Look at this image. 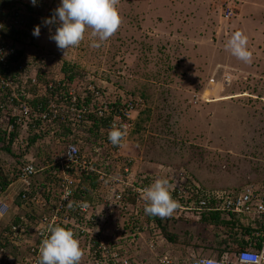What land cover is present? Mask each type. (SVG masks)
<instances>
[{"label": "rangeland", "instance_id": "374dc122", "mask_svg": "<svg viewBox=\"0 0 264 264\" xmlns=\"http://www.w3.org/2000/svg\"><path fill=\"white\" fill-rule=\"evenodd\" d=\"M250 2H259L260 7L264 6V0H250ZM250 2L246 0H119L117 7L122 17V24L112 37L107 41L100 42V47L92 46L94 41H99L98 38L91 36V29L89 28L86 29L85 38L80 45L70 48L64 56V53L57 48L56 43L49 39V28L51 27V32L54 34L56 26H45L42 22L40 23L41 34L35 38V45L28 49L27 54L35 52L46 56L45 63L37 68L38 70L36 69L38 74L42 75L38 76L42 77L45 82H47L46 76H48V82L53 81V83L62 78L60 69L62 64L66 62L72 66L74 65L80 73L75 77L77 82L75 90L77 92H81L83 87L86 88V86L92 85L108 95L109 101L139 97L141 86L149 81L151 74L155 72H159V74L157 73V80L149 84L150 89L155 90V92H159L164 88L169 90L172 87H179L175 85L176 80L188 88L193 84L187 82V78L192 79L191 73L198 70L207 76V81L200 95L204 93V97L207 99L205 102L208 103L219 97L245 92L241 91L242 87L240 85L243 82L241 79H245L235 75V71L230 69V66H249L252 62H242L233 56L227 48L222 51L221 43H224L225 39L233 34L230 24L253 23L252 21L264 20V9L254 12ZM2 3L3 0H0V5H3ZM17 3L21 7L24 19L39 15H43V18H49L53 10L59 6L60 0L52 1L50 6L45 5L44 0H37L35 6L32 5L31 0H17ZM227 7L231 10L228 18H226ZM8 10L7 6L0 7V20H2V14H6ZM251 31L249 32L253 35ZM262 43H264V40H262ZM262 48L264 51L263 46ZM227 63L231 65L228 64V66ZM33 75L29 67L27 77H33ZM179 75L183 76L180 77ZM226 75L231 76V84L228 86L223 84ZM168 82L172 84L168 85ZM196 95L197 93H192L191 105L196 104L193 101V97ZM30 96L29 100L33 99V94ZM153 105L157 107L160 103L154 101ZM5 106L6 109L2 113L7 114V116L11 115L14 106L9 104ZM139 107H142V105ZM214 110L217 113V120L220 121V107L214 108ZM234 116L241 119L240 113H236ZM137 117L136 113L132 114L134 119L132 126L120 149V155L123 158L130 159L133 166L138 165L139 159L136 155L131 154V150L138 152L140 146L137 142L141 140L140 134L142 132V128L137 125ZM178 117V114H174L171 123H168L171 127L168 128L170 132L166 129V123L169 119L166 120L165 124H162V136L166 138L161 142V147H154L150 151L147 150V147H144L145 152L148 151V154L154 160L162 161L163 157L166 162L173 163L176 161L174 164L184 167L189 172L192 171L197 180L204 186L218 190H239L248 186L252 181L264 178L261 177L264 176V171L260 169L261 166L247 165L240 157L218 155L211 152L208 147L206 160L203 155L189 156L191 152L196 153L197 150L194 147H199L200 142H205V147L212 146L214 150L231 148L235 153L236 147L244 142L239 139L238 135L248 136L253 134L256 130L255 123L250 122L239 125L234 117L232 121L230 120V123L226 121L221 125L219 123L213 124L210 129V126H208L210 123L207 120V123L204 122L207 126V133L204 134L205 140H197L193 143L190 136L194 134L202 137L203 126L198 125L197 122L192 123V118L188 113L183 112ZM201 117L202 120L200 121L203 123L204 115H201ZM177 119L180 126L175 129ZM246 119L249 121L248 117ZM0 120L6 121L7 119L0 118ZM49 127L42 126L39 131L27 134L31 137L36 134L41 136L45 131L48 132ZM23 132L24 128H21V133ZM48 133L50 143L48 139H40V142L34 146L31 152L27 151L25 154L24 148L26 145L24 144L20 150L15 151V153L21 154L18 158L9 156L1 158L0 171L8 180H11V185L17 180V173L24 158L27 156L34 157L36 152L43 149V147H45L52 162L63 157L64 142L62 139L55 138L53 132ZM222 133H224L223 137L225 136L228 140L226 138L219 140ZM77 135H79V149L83 151L81 155L96 163H101L103 161L101 158L107 157L106 162L109 161L108 163L112 164V161L109 160L110 146L103 132L93 131L90 134L83 130ZM21 137L24 139L25 134ZM188 143H191V145ZM95 149L97 152L94 151ZM252 170L255 172H252ZM132 173L135 175L140 174L136 167H134ZM177 175L176 173L172 177H179ZM159 176L164 177L165 175ZM170 177L171 175H168L164 178L170 179ZM18 184L17 182L9 187L18 189L21 186L20 184L18 186ZM193 218L196 219V224H200V222H197L200 219L199 214H195ZM220 218L222 221H231L227 215H221ZM244 218L248 220L252 217L239 215L233 221L238 224L241 220V224L244 226ZM212 223L211 221L207 222L205 230L201 232V237L196 238L198 240L197 244L206 243L212 233H226L224 226L212 225L213 227H209ZM194 226L197 229L198 225ZM107 228L108 226L104 225L102 231L104 238L109 233V231L106 232ZM241 230H243L242 226L239 228L231 226L230 229L236 234L235 236H242L243 231ZM78 240L82 251H84V248L86 251L87 246L84 240L81 238H78ZM181 242L182 244H188L189 238ZM165 245L166 242H164ZM182 250L191 257L189 247L182 249L177 246L175 248L170 246L166 251L171 255L167 254L168 256L178 261L180 258L177 256L181 255ZM145 254V249H142L139 257ZM88 259V253L85 252L80 263L89 264Z\"/></svg>", "mask_w": 264, "mask_h": 264}, {"label": "built area", "instance_id": "2783aa9c", "mask_svg": "<svg viewBox=\"0 0 264 264\" xmlns=\"http://www.w3.org/2000/svg\"><path fill=\"white\" fill-rule=\"evenodd\" d=\"M51 2L52 0H44L45 5ZM227 10L226 18L231 14L229 7H227ZM12 29H16L18 32L23 29L19 13L15 9L8 15L7 22L3 23L0 21V91H5V94L8 95L4 100L0 97V108L3 109L6 104L14 106L11 112L13 120L8 118L10 121V125L7 128L8 134L18 125L29 132L39 131L42 126L48 128L52 119L57 116L63 117V119L68 117L71 124L74 122L79 124L85 115L94 113L97 118L103 121V126L96 131L103 132L107 138L110 146L109 160L112 161V164L110 165L109 161L106 162L107 157H103L101 158L103 161L99 165L104 170H96L93 167L96 162L81 155L79 146L72 140H62L65 148L63 158L57 159L53 163L46 161L44 166L37 167L36 155L39 151L36 152L34 157H25L24 159L27 163L19 168L16 182L22 185V191L18 195L22 202L21 205L38 207L40 210L37 226L34 227L36 242L30 243L28 238V230L29 227L34 226L33 223L22 217L20 223L11 225L4 234L5 244L1 242L0 264H11L6 257L7 253L6 249H4L6 244L26 250V257L21 264H37L41 241L49 235V228L54 225H60L71 230L72 228L78 229L81 235L89 237V241L87 240L89 247H86V253L90 255L89 264H196L197 260L209 258L191 256L188 259L176 261L164 252L162 253V243L163 241L166 242V240L157 231L156 224L148 220L145 208H141L139 204L135 207V211H130L129 207L126 208L129 212L124 217L123 227L107 234L105 238L103 237V233L98 230L101 227L104 229L107 218L104 217L105 215L103 216L99 209L101 201L106 203L109 199L115 207L122 200V192L133 187V182L137 176L132 173L134 169L133 163H131L130 159L123 158L120 155V149L132 126L134 120L132 114L138 113L139 101L131 97L124 100L117 99L120 100V106L117 107V100L109 101L108 95H105L97 87L88 85L86 88L83 87L81 92H77L75 89L67 91L70 97L67 105L58 106L52 99L48 104L49 112H41L40 108L33 109L29 104L31 94L21 99L18 89H25L29 84L33 86L37 84V76L42 75L38 74L36 69L40 68L47 58L45 55L36 54L35 52L27 54L28 49L31 47V39L29 37L17 35L15 40L6 37L5 33ZM20 52L22 53L21 56L16 61L13 60V57H16ZM29 67L34 74L33 77H27ZM60 79L62 80V78ZM54 84L53 81L44 82L45 90L46 88L51 89ZM223 84L226 86L230 85L231 76L226 75ZM204 96V93L200 96H194V103L199 99L207 101ZM86 97L91 99L90 106H82L81 109H77L75 104L78 98L84 101ZM32 98L34 99L35 97ZM13 103H18V105H12ZM92 106H96V108L92 109ZM39 122L41 123L40 127L37 124ZM84 123L91 126L89 121ZM113 123L118 126L121 124L127 126V134L120 146H114L108 140V130ZM79 132L77 131V133ZM24 144L26 145V141L18 139L15 140L13 147H22ZM94 151L97 152L96 149ZM45 152L47 153L46 149ZM51 164L56 166V169L51 173L53 181L56 182L51 184V193L57 194V200H52L49 205H45L44 199L34 194L31 179L46 167H51ZM91 173L98 174V201L94 203L93 207H90L89 204L79 200L77 204L82 207H80L79 212L73 214L67 204L70 203L78 188L80 177L83 174ZM145 177H150L154 183L153 177L147 175ZM168 180L171 185V196L180 205L174 212L176 219L182 218L185 213L229 216L254 215L257 218L258 228L253 229L256 231L253 232L254 235L251 233L249 237L246 234L245 239L247 240L244 249L224 253L220 259H216L219 264H239V256L242 252L264 250V182L261 185H248L239 190H206L194 179L186 175ZM140 189L143 188H135V192L144 201V198L141 197ZM8 212L9 206L0 195V218L4 217ZM83 216L88 222L93 223L94 227L92 229H88L87 224L86 226L79 224L83 221L81 218ZM258 230L261 231V242H259L260 234ZM76 238H80L79 234H76ZM142 245L144 246L142 247ZM142 249H145L146 254L139 257Z\"/></svg>", "mask_w": 264, "mask_h": 264}, {"label": "crops", "instance_id": "0c3cea01", "mask_svg": "<svg viewBox=\"0 0 264 264\" xmlns=\"http://www.w3.org/2000/svg\"><path fill=\"white\" fill-rule=\"evenodd\" d=\"M246 1L250 2V0H246ZM250 4L254 12H256L257 10L261 11L264 9V6L260 7L261 4L259 2L257 3L250 2ZM252 22L253 23H232L230 24V27H232L231 29L233 33H235L236 31H241L245 36H247L248 38L247 48L249 51L252 52V61H251L252 63L250 65L248 64L249 66H242V65L234 66V65H231L230 63H227V65L229 64L232 67H234L232 68L230 66V69H233L235 71V75L241 76L243 79H245V80L241 79V81L243 82L242 84H240L242 87L241 91H245V92L243 93L240 92L238 94H232V95H226L223 97H219V98L209 101L208 103L207 102L203 103L199 101L195 105H191L192 100L190 99L189 100L178 99L176 100V104L178 108H180L184 113L186 114L188 113V115L192 118V123L197 122L198 125L203 126L202 137H198V135H194V134L190 136L193 143H195L197 140H205L204 134L205 132L207 133V126L205 123H207V120H208V123H210L208 124V126H210L209 128L211 129L213 124L219 123L221 125L222 123H226V121H229L230 123V120L232 121V118L235 117L234 115L236 113H240L241 119H238L237 117H235L236 123H239V125H243L245 123H250V122L256 124L255 126L256 130L253 132V134L248 135V136L244 134L238 135L239 139H241L244 142H241V145H238L236 147L235 153L231 150V148H225V149L219 148L217 150H214L212 146L205 147L206 143L200 142V144H198L199 147H194V149L197 150L196 153L191 152L189 154L190 157L195 156V155H199V156L203 155L206 160L207 147H208V149H210L211 152H215L218 155H224V156L226 155L230 157H240L244 162H246L247 165L248 164H251V165L253 164L255 166L259 165L262 167L260 169L264 171V94H263L264 93V63L262 64V62L264 61V51L262 48V46L264 47V43H262V40H264V20H257V21H252ZM250 30H252L255 33L251 31V33L253 34L251 35L249 32ZM231 36L232 34L229 35L225 39L224 43H221V49H223L222 51L226 49V44L228 40L231 38ZM229 60H227V62H229ZM194 71H198V70H194ZM171 89L173 91L174 90L177 91L178 93L183 92V94L185 91H190V92L194 91L193 87L187 88L185 85H181L179 87H174V88L172 87ZM197 96H200V93H197ZM217 107H220V118H221L220 121L217 120V113L214 110V108H217ZM201 115L202 116L204 115L203 123L202 121H200L202 120ZM180 116L181 114L179 115V117ZM246 117L249 118V121L246 119ZM153 119L154 117H151L149 119L148 124L146 125L147 126L146 131L141 132V135H140L141 140L137 142L140 146L138 152H133V150H131L132 153L130 152L131 154L136 155L139 159L138 165H135L134 167H136L140 173L147 175V176H151V177L154 175H166V174H170L172 176L176 173L178 174L177 176L186 175L194 179L199 185H201L206 190L207 189L218 190V189H213V188H207V186H204L201 182L197 180V178L194 176L192 171L189 172L184 167L179 166V165L177 166V164H174L176 161L173 163L166 162V160H164L163 157H162V161L154 160L152 156L148 154V151H150L152 148L161 147V142L166 138L165 136H162L163 134L161 132L162 125L160 127V124H159L158 129H156V127H154L153 129V124H152ZM166 119L167 120L169 119L166 123V129L171 128L170 124L168 125V123H171L172 117L169 116ZM175 125H176L175 129L179 128L180 126L179 120L177 124ZM168 132H170V129H168ZM142 133L144 134L143 137H142ZM223 135L224 133L221 134V137H219V140L226 138L225 136L223 137ZM186 137L187 136L185 135V138ZM169 139H166V140H169ZM226 139L228 140V138ZM188 144L191 145V143H188ZM144 147H147L148 151L145 152ZM245 150H248V151H245ZM252 172H255V171L252 170ZM261 177H264V176H261ZM172 178L174 179L175 177H172ZM263 182H264V178L261 180L252 181V183H250L249 185H261ZM15 183H13L12 185H15ZM21 191H22V185L19 186L18 189L9 187L6 191L0 194L2 198L4 199V201L6 202V204L9 206V212L4 217L0 218V242H3V243L5 242L3 238L6 232L5 230H7L10 224L13 223L16 217L22 218L28 215V216H31L37 219L39 216L40 210L38 209V207H33V206L26 207L25 205L18 204L19 201H16V200L18 199V195L21 193ZM194 215H195L194 213H185L182 218L176 219L173 213L171 216L164 217L168 220V225H170L169 229L174 234V237H173L172 242L165 239L166 240L165 246H164V241H163L162 243L163 250H161L162 253L164 252L166 255L167 254L170 255L166 251L168 250V248H170V246L174 248L177 246L182 249L189 247V249H191V256L209 257V258L215 257L216 259H220L221 257L219 253H221L222 251L226 249H229L231 246L238 247L241 245L242 246L246 245L245 244L247 240L245 239L246 236H244V240L239 241L241 242L239 245H236L239 242H234V243L227 242L228 236L234 234L233 231H230L231 226L235 228L236 227L239 228L242 226L243 230L241 231H243V233L244 231L251 232V230L258 228L257 218L254 215H249L252 218L248 220L244 218V226L241 224L242 221L240 219H239L240 222H238V224L234 223L233 220L237 218V216H229V215L227 216L231 219V221L229 222L222 221L220 218V223L218 224H216V222H213L211 220V217H208L207 219V215H204V216L200 215V219L199 221H197V222H200V224H196V219L193 218ZM244 216H247V215H244ZM204 217L206 220H203ZM109 221L113 225L123 224V219L120 218V216L117 215L116 213L111 214V216L109 217ZM208 221L213 222L211 225H209V227H213L212 225L224 226V228L226 229V233L225 232H224L225 234H223L222 232L221 234L212 233L210 234L209 239H207L206 243L197 244L198 240L196 238L201 237V232L205 230V227L207 226ZM33 224H34L33 230L28 235L30 243L36 242V236L34 233V227L36 226L35 221ZM194 225H198L197 229H196V226ZM111 227H112L111 224H109L106 232L107 231H109V233L113 232L114 230ZM235 235L236 234H234V236ZM187 238H189V242H187L188 244H182L181 241H184V239H187ZM7 247H9V248H6L7 260L11 264H21L24 258L26 257V250L23 248L15 247V246H11V247L7 246ZM84 251H85V248H84ZM177 257L180 258V260L190 258L189 254H186L183 250H182L181 255Z\"/></svg>", "mask_w": 264, "mask_h": 264}, {"label": "trees", "instance_id": "16d2710c", "mask_svg": "<svg viewBox=\"0 0 264 264\" xmlns=\"http://www.w3.org/2000/svg\"><path fill=\"white\" fill-rule=\"evenodd\" d=\"M8 0H3V2H7ZM14 3V1H13ZM27 26L29 28L30 31H33L35 26H37L38 22L34 21V19L28 17L27 20ZM20 35L25 36L24 32H18L16 30H11L9 31V36L12 38H16ZM21 52L18 53V55L16 57H13V60H17L19 58V56H21ZM146 60V59H145ZM60 72L62 74V80L59 79L58 82H55L54 87H52L51 89L44 87V82L45 80L42 77L37 76V84L35 86L29 84L28 86L25 87V89H18V93L21 97V99H24V96L29 95V94H33V97H35L34 99L30 100V105L32 106L33 109H37L40 108L41 112H49L48 109V104L50 102V100H54V102L58 105L61 106L62 104L67 105L70 97L67 94V91H69L70 89H75L77 86V82L75 81V77L80 75V73L76 70V68L74 67V65H70L66 62H64L62 64V67L60 69ZM157 73L159 74V72H155L152 73L149 81L143 83V85L141 86V92L139 93V97H134L135 100L139 101V105H142V107L140 110L138 109V113H137V125L139 126V128H142V132L146 131L147 128V124L148 121L151 117H154V119L152 120V124H153V129L154 127H156V129L159 128V124L160 127L162 124H165L166 122V118H168L169 116L172 117L174 114H178V115H182L183 111L178 108L177 104H176V100L178 99H184V100H189L191 98L192 93H201L202 90L204 89L203 87L205 86V83L207 81V76H205L202 73H200V71H197L195 73H191V77L192 79L187 78V82L192 83V86H188V88L193 87L192 92L190 91H185L184 94L182 93H178L177 91H173L171 88H169V90H165L162 89L159 92H155V90H151L149 84L156 82L157 80ZM183 74V73H181ZM185 74V73H184ZM183 74V75H184ZM183 75H179L180 77H182ZM46 80L48 81V76H46ZM56 81V80H55ZM174 82V80H173ZM168 85H171L170 82H168ZM167 85V84H166ZM175 85L177 86H181L182 83L180 84L177 80ZM174 88V87H173ZM8 95L5 94V91H0V97L1 99L4 100V98H6ZM154 101H158L160 103V105H158L157 107L153 105ZM205 102L204 100L199 99L196 103L198 102ZM206 103V102H205ZM18 105V103H13L12 105ZM91 104V99L90 97H86L84 98V101H81L78 98L77 103L75 104L77 109H81L82 106H90ZM116 106H120V100L116 101ZM95 109L96 106H92V109ZM6 109V106L1 109L0 108V118L3 120L8 119L7 114L2 113L3 110ZM166 117V118H165ZM85 121H89L91 124V126H88L86 123H84ZM76 122H74L73 124H71V122H69L68 117L64 118L57 116L55 119H52L51 123H50V127L48 129V132H53V135L55 138L57 139H62L64 140H72L75 144H79V135H77V131H83L86 130L88 133H92L93 131L98 130L101 126H103V121L99 118H97L94 113H89L87 115L84 116V118L82 119V121L79 124H75ZM39 124V127L41 126V123H37ZM158 124V125H157ZM74 129V130H73ZM48 132H44L42 133V135L40 136L39 134L34 135L33 137L29 136L26 139V146L24 148V152L25 154L27 153V151L31 152V150L34 148V146L40 142L41 140H45L48 139ZM48 133V134H47ZM46 134V135H45ZM45 135V136H44ZM141 135V134H140ZM143 133H142V137H143ZM14 134L11 135V138L9 141L3 139L0 136V161L2 160V157L5 156H9L11 158H18L19 156H21V154H15V152L12 150L11 143L12 140L14 139ZM143 140V138H142ZM49 143H50V139H48ZM46 142V141H45ZM51 146V145H49ZM65 151V148H64ZM79 153L83 154L82 150H79ZM63 158V157H62ZM24 159V161L22 162V166L24 164L27 163V161ZM46 161L53 163L52 160L49 159V155L48 153L45 152V147H43V149L39 150L38 154L36 155V165L37 167H41L44 166V163H46ZM53 164H51V167H46L43 171L38 172L37 175H35L31 181L33 184V192L34 194H37L39 197L43 198L45 201V205H49L50 201H54L57 200L56 193H51V184L56 183L55 181H53L52 179V171H54L56 169V166H52ZM93 167L96 168V170H104L102 166L99 165V163H94ZM19 173V170H18ZM146 175L140 173L139 175H137L135 177V181L133 182V187L128 188L125 192H122L121 196H122V200H120L118 202V204L114 205L109 201H106V203H103L101 201L100 203V209H101V213H103V216L105 215L107 218V223L106 226H109V224H111V228H113L114 231H116L117 229H120L121 227L124 226V217L126 216V214L129 212L126 210L127 207H129L131 210L130 211H135L137 207V204L140 205L141 208H145V206L147 204V201H144L139 198L137 195V193L135 192V188H145L150 186L153 183V180H151L150 177H145ZM97 177L98 174L96 173H91V174H83L80 177V183L78 185V188L75 191L74 196L72 197V199L70 200V203L67 204V206H69V210L71 213L76 214L77 212L80 211V205H78V201L81 200L83 203H87L89 204L90 207L94 206V203L96 201H98V182H97ZM145 177V178H144ZM11 180H8L6 178V176L0 171V194L4 191H6L8 189V187L11 185ZM141 197H143V195H141ZM20 197H18V199L16 201H19L18 204H21L22 202L19 199ZM139 207V206H138ZM116 213L117 215L120 216V218L123 219V224L119 225V224H112L109 221V217L111 216V214ZM119 213V214H118ZM207 215V214H203ZM213 216V217H212ZM208 217H211V220L213 222H216V224L220 223V215L217 214H209L207 215V219ZM24 218H26L25 220L29 221L30 223H34L35 221V225L37 226V219L31 216L26 215ZM83 219V221L79 224H83L86 226L87 224V228L88 229H92L94 227L93 223H90L87 221V219L83 216L81 217ZM214 218V219H213ZM148 220L154 222L156 224V228L157 231L167 240H169L170 242L173 241V237L174 234L170 231L169 227L170 225H168V220L166 218H161L159 216H151L148 215ZM203 220H206L205 217ZM21 222V218L20 217H16V219L13 221L11 225H15L17 223ZM204 222V221H203ZM34 225V224H33ZM10 226L7 228L8 231ZM33 230V227H29L28 230V235L31 233V231ZM106 230V229H105ZM72 231L76 234H79V237L81 239L84 240L85 244L87 247H89V237H86L85 235H81L80 234V230L72 228ZM99 232H102L103 229L102 227L98 230ZM252 231V230H251ZM105 232V231H104ZM253 232H256L255 230H253L252 232H246L242 234V236H234V235H229L227 238V242H239L244 240V236H246V234L250 237L251 233L253 234ZM259 234L261 233L260 230H258ZM254 235V234H253ZM85 236V237H84ZM253 237V236H251ZM5 239V238H4ZM88 240V241H87ZM262 241V235L260 234L259 237V242ZM241 242L237 243L236 245H239ZM1 242H0V248H1ZM5 246V245H4ZM85 247V246H84ZM245 246H231L229 249H226L224 251H222L221 253H219L220 257H222V255L226 252H233V251H237V250H242L244 249ZM9 248L7 246L4 247V249ZM89 255V253H88ZM88 258H90V255L88 256ZM82 264V263H81Z\"/></svg>", "mask_w": 264, "mask_h": 264}, {"label": "clouds", "instance_id": "9594fccd", "mask_svg": "<svg viewBox=\"0 0 264 264\" xmlns=\"http://www.w3.org/2000/svg\"><path fill=\"white\" fill-rule=\"evenodd\" d=\"M31 3L35 6L37 0H31ZM2 4L0 7L7 6L9 10L6 14H2V20L0 21L3 23L7 22L8 15L15 9L19 13L20 23L23 26L21 32H24L25 36L31 39V47L35 45V38L41 34L40 23L43 22L45 26H56L54 34L51 32V27L49 28V39L56 43L57 48L64 53V56L70 48L80 45L85 38L86 29L90 28L91 36L98 38L99 42L94 41L92 44L93 47L98 48L101 46L100 42L107 41L112 37L122 24V17L117 7L119 0H60L59 6L53 10L49 18H43V15L32 17L38 22L33 31H30L27 26L28 18L24 19L22 17L23 13L17 0H8ZM51 4L52 2L48 5L50 6ZM5 36L15 40L9 36V32H6ZM247 44V36L241 31H236L228 40L226 48L237 59L251 63L252 52L248 50ZM8 118L10 119L11 115ZM9 119L6 121L0 120V136L9 141L11 135H15L10 146L15 152L22 148L21 146L13 147L15 140L23 139L21 136L25 134L23 140L26 141L27 137H29L27 134L29 131L24 129V132L21 133L22 126L18 125L8 134ZM126 128L127 126L124 124L118 126L113 123L108 130L109 142L114 146H120L127 134ZM168 175L170 174L165 176ZM152 177L155 180L154 183L139 190L145 201H147L145 213L161 218L171 216L180 205L171 196L170 182L159 175ZM83 255L84 253L75 233L71 229L54 225L49 228V235L41 241L37 264H80ZM196 264H219V262L215 257H212L197 260ZM239 264H264V250L242 252L239 256Z\"/></svg>", "mask_w": 264, "mask_h": 264}]
</instances>
